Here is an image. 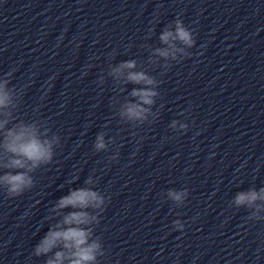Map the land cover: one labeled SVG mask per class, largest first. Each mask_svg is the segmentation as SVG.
I'll return each instance as SVG.
<instances>
[{
	"label": "clouds",
	"instance_id": "clouds-1",
	"mask_svg": "<svg viewBox=\"0 0 264 264\" xmlns=\"http://www.w3.org/2000/svg\"><path fill=\"white\" fill-rule=\"evenodd\" d=\"M160 41L168 45V48L155 50V54L165 59L171 56L176 59V52H184L183 48H177L175 42H180L182 45L192 48L195 44L193 32L186 28L183 21L177 19L175 21L174 31L166 28L160 35ZM171 49V51L169 50ZM190 56V53H184ZM135 61H127L121 63L118 67L112 69L111 74L115 77L122 75L124 70L127 72L126 81L133 84H142L143 88L133 89L131 96L137 98L136 103H126L122 111V115L129 120H142L145 114L149 111L148 108L142 105H152L153 97L157 95L151 89L154 80L144 72L131 71L135 68ZM8 81L0 83V110L6 109L11 104V94L5 91V85ZM0 115L4 116L0 120V135L3 136V141L0 147L6 157V162L2 166L7 169L3 175H0V187L6 189L9 197L21 195L26 189L33 186V180L28 175L29 172L35 170L41 164H48L53 158V143L58 142L56 137L51 140L42 138L37 130L36 124H25L20 122L13 125L12 128L6 129L5 126L10 122L11 113L0 111ZM176 122L173 121L172 127H175ZM181 128H186V125H180ZM45 137L47 133L44 134ZM106 147L103 135L97 136L95 148L99 151ZM23 170V171H13ZM86 183L91 184L89 179ZM187 191H169L168 196L177 203H183ZM261 201V203H257ZM104 203V198L91 188H80L70 190L69 194L60 198L55 205V210L64 208L78 209L63 215L62 220L50 227L43 238L34 247L33 254L36 257L47 256L54 249V256L48 258L45 264H96L97 254L100 252V244L96 240L90 243L92 231L87 226L91 221L95 220V216H91L86 209L100 208ZM234 204L236 206H247L253 208L249 219L259 218L258 213L264 211V188L259 192L250 190L248 192L238 193L235 197ZM177 230L183 231L184 225L179 221L173 222Z\"/></svg>",
	"mask_w": 264,
	"mask_h": 264
}]
</instances>
